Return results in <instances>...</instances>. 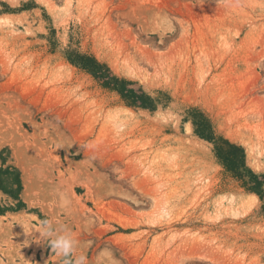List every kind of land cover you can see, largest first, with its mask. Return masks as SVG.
Here are the masks:
<instances>
[{
	"label": "rangeland",
	"instance_id": "rangeland-1",
	"mask_svg": "<svg viewBox=\"0 0 264 264\" xmlns=\"http://www.w3.org/2000/svg\"><path fill=\"white\" fill-rule=\"evenodd\" d=\"M5 15L0 143L12 141L0 147V264L73 259L37 261L45 239L32 230L23 241L13 226L44 219L75 226L85 264H264V195L196 133L208 120L264 175L253 165H264V0H0ZM82 55L143 88L157 108L129 106L75 64ZM149 57L162 61L159 72ZM18 146L36 181L33 202ZM17 178L19 199L8 192Z\"/></svg>",
	"mask_w": 264,
	"mask_h": 264
},
{
	"label": "trees",
	"instance_id": "trees-1",
	"mask_svg": "<svg viewBox=\"0 0 264 264\" xmlns=\"http://www.w3.org/2000/svg\"><path fill=\"white\" fill-rule=\"evenodd\" d=\"M81 58L85 60V62L75 64L80 65L84 69H88L103 83L104 86L118 92L120 96L127 101L129 106L148 108L151 110H155L157 108L156 101L148 95L143 88H136L134 82L117 77L112 73L106 64L99 63L93 57L82 55ZM196 133L200 137L215 144V151L218 158L234 176L244 181V185L248 190L263 197L264 175H256L246 166V153L243 147L232 144L223 138H216L212 134L209 121H205V119H202L200 125H196ZM246 178L249 180H246ZM14 184H16L17 187L8 192L12 193L16 199H19V195L22 190L20 179L17 178Z\"/></svg>",
	"mask_w": 264,
	"mask_h": 264
},
{
	"label": "bare ground",
	"instance_id": "bare-ground-1",
	"mask_svg": "<svg viewBox=\"0 0 264 264\" xmlns=\"http://www.w3.org/2000/svg\"><path fill=\"white\" fill-rule=\"evenodd\" d=\"M41 2H42V0H41ZM44 2H45V0H44ZM47 2V1H46ZM14 4H15V2H14ZM46 5V4H45ZM51 6V5H50ZM51 9V8H50ZM12 15H5V16H3L2 18H0V21L1 22H3V24H4V22H6V24L8 23L7 21H9V20H12V18L13 17H11ZM16 18V17H15ZM14 18V20H16ZM18 18V17H17ZM19 20V19H18ZM0 22V23H1ZM8 25V24H7ZM10 25V24H9ZM127 58V61H128V63H129V69H128V71L130 72V74L131 75H133V76H136V74L138 73V67L136 66V63H134L133 62V59L130 57L129 58V56H127L126 57ZM154 58V57H153ZM153 58H151V57H149V58H147V63H149V64H151V65H153L154 66V68L159 72L160 71V68H161V65H160V62H162V61H157V60H155V59H153ZM120 63V62H119ZM113 64H115V63H113ZM111 65V64H110ZM163 65V64H162ZM114 68H115V70H118V66L117 65H114ZM121 69V68H120ZM140 70H141V68H140ZM118 73V72H117ZM126 74V73H125ZM140 74V73H139ZM142 74V73H141ZM140 74V75H141ZM147 75V74H146ZM129 76V75H128ZM148 77V76H147ZM146 77V78H147ZM136 78V77H135ZM146 80V79H145ZM148 80V79H147ZM147 80H146V82H147ZM145 82V83H146ZM148 84V83H147ZM151 85V84H150ZM148 86H149V84H148ZM187 127H188V125H187ZM17 128V127H16ZM16 128H14V130L16 129ZM19 129V127L16 129V131ZM188 130H191V127L188 129ZM12 139H13V137H12ZM15 140H17V139H15ZM201 140V139H200ZM8 141H12V140H10L9 138H6V139H4V141H2L1 143H0V147L4 144V143H8ZM197 141V140H196ZM14 142V141H13ZM199 142V141H198ZM201 142V141H200ZM16 145H17V143H16ZM17 148V157L19 158V161L21 162L20 164H22L23 166V169H24V183H25V187H26V190H25V197H26V199L29 201V202H33V197H34V189H35V182L36 181H34V179H33V176H32V172H31V170H30V167L26 164V162H25V159H24V155H22V154H24L25 152H24V150L23 151H20L19 150V146L18 147H16ZM22 152H24V153H22ZM27 152H28V150H27ZM26 155V154H25ZM250 156H253V152H250V154H249ZM26 156H28V155H26ZM28 158H30V157H27V159ZM26 159V160H27ZM252 165V164H251ZM253 165L255 166V168L256 169H258V170H261V169H263L264 168V165L259 161V160H256L255 162H253ZM252 165V166H253ZM0 194H1V192H0ZM250 198V197H249ZM253 203L255 204L257 201H259V197H258V195L257 194H253ZM252 198H250V199H252ZM227 199V198H226ZM229 200V199H228ZM232 200H233V198H232ZM231 202V201H230ZM249 202H250V200H249ZM251 202V203H252ZM155 211V213L156 214H159V216H164V215H166L167 213H168V209H167V207H166V205H165V203L164 202H162V201H160V200H158L156 203H155V209H154ZM120 223H122V225H124V226H130V225H135V223L134 222H132L131 224L130 223H128V222H124V221H119Z\"/></svg>",
	"mask_w": 264,
	"mask_h": 264
},
{
	"label": "clouds",
	"instance_id": "clouds-1",
	"mask_svg": "<svg viewBox=\"0 0 264 264\" xmlns=\"http://www.w3.org/2000/svg\"><path fill=\"white\" fill-rule=\"evenodd\" d=\"M39 234L56 255L73 258L65 259L64 264H85V257L77 255L78 242L66 226L56 225L53 220L44 219L41 221Z\"/></svg>",
	"mask_w": 264,
	"mask_h": 264
},
{
	"label": "crops",
	"instance_id": "crops-1",
	"mask_svg": "<svg viewBox=\"0 0 264 264\" xmlns=\"http://www.w3.org/2000/svg\"><path fill=\"white\" fill-rule=\"evenodd\" d=\"M2 192V191H1ZM21 212V211H19ZM18 212V213H19ZM17 213V212H15ZM17 213V214H18ZM69 222H66L64 223L65 226H68V228H70V226H72V231L75 232L76 231V228L74 225H69ZM13 226L14 227H17V231L20 232V237L21 238H24L23 241L25 240H29L30 238V232H32V230H34L35 232H40V224L35 222L34 220L31 221V223L28 225L27 223H18V222H15L13 223ZM71 229V228H70ZM116 234H114L113 236H115ZM32 239V238H31ZM33 241H35L34 239H32ZM14 242H17V239L16 240H13ZM43 240L40 241V243H42ZM22 243V244H21ZM21 245L23 247V250H22V254H25L27 253V256L28 257H33V249L30 248L27 252H26V246H24L25 244H23V242L21 241ZM45 247H46V251L44 252L43 249H38L37 253L35 254V258L37 261H42V258H43V253L45 255V257L48 258L49 255H51L52 257H55V256H58L56 255L54 252L51 251V248H49V244L48 242L45 240ZM0 258L6 263V259L3 258L1 255H0ZM65 257H61L60 256V259H64ZM16 262H18V260H16ZM32 263H34V260H32ZM64 264V263H63Z\"/></svg>",
	"mask_w": 264,
	"mask_h": 264
}]
</instances>
